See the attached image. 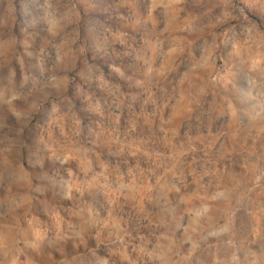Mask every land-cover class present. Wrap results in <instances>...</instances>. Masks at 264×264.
<instances>
[{
    "label": "rangeland",
    "instance_id": "1",
    "mask_svg": "<svg viewBox=\"0 0 264 264\" xmlns=\"http://www.w3.org/2000/svg\"><path fill=\"white\" fill-rule=\"evenodd\" d=\"M0 264H264V0H0Z\"/></svg>",
    "mask_w": 264,
    "mask_h": 264
}]
</instances>
